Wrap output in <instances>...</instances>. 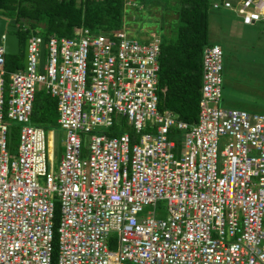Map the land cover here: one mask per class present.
Returning a JSON list of instances; mask_svg holds the SVG:
<instances>
[{
    "label": "built area",
    "instance_id": "obj_1",
    "mask_svg": "<svg viewBox=\"0 0 264 264\" xmlns=\"http://www.w3.org/2000/svg\"><path fill=\"white\" fill-rule=\"evenodd\" d=\"M211 6L244 25L264 21V0ZM125 27L43 38L42 72V37L30 35L26 65L6 87L0 44V264H52L55 203L54 264H264V113L218 105L217 43L202 47L196 122L159 111L160 37L140 41ZM39 88L55 99L63 133L54 169L49 130L28 122ZM121 121L133 142L108 133ZM81 132L90 133L84 154ZM161 200L163 218L138 215Z\"/></svg>",
    "mask_w": 264,
    "mask_h": 264
},
{
    "label": "trees",
    "instance_id": "obj_2",
    "mask_svg": "<svg viewBox=\"0 0 264 264\" xmlns=\"http://www.w3.org/2000/svg\"><path fill=\"white\" fill-rule=\"evenodd\" d=\"M127 0H0V17L12 19L17 27L18 47L24 39L38 34L70 36L80 26L93 31L115 29L125 23ZM134 1V0H131ZM175 14L174 21L166 29L159 30L160 37L157 71V109L170 111L178 119L193 124L197 119L199 98L201 51L208 41L209 0H165ZM217 10V9H216ZM126 24V23H125ZM19 53V52H18ZM223 55V52H222ZM4 81L7 74L22 68V57L4 54ZM224 70V68H223ZM56 101L42 88L35 91L29 123L44 130L57 129ZM14 123V124H12ZM18 124L11 122L7 130V150L16 149ZM127 131L130 141L133 134L127 126L118 130L115 126L108 133ZM58 204L54 218L57 224ZM55 223L52 224V264L57 253ZM54 228V229H53Z\"/></svg>",
    "mask_w": 264,
    "mask_h": 264
},
{
    "label": "rangeland",
    "instance_id": "obj_3",
    "mask_svg": "<svg viewBox=\"0 0 264 264\" xmlns=\"http://www.w3.org/2000/svg\"><path fill=\"white\" fill-rule=\"evenodd\" d=\"M209 1L212 3L220 0ZM131 2L125 4V28L129 37L141 41L149 37L151 32L158 34L163 27L167 29L175 19V14L167 9L169 3H165V0H134ZM207 31L208 41L219 44L223 52L221 97L218 105L264 113V21L244 25L233 12L210 8ZM22 50L23 43L20 44L19 53L15 55L17 58L22 57ZM125 127L127 126L123 121L115 125L118 130ZM49 131L53 132L52 145L49 141V150L52 146L51 162L54 169L62 153L60 139L63 133L58 125L57 129ZM104 131L102 127H96L92 133H103ZM89 134V132L80 133L83 154L86 151ZM46 167L48 169L49 165L46 164ZM165 209V202L161 200L153 209L145 206L138 215L153 211L155 217L163 218L166 215ZM53 222L57 226L56 219H53Z\"/></svg>",
    "mask_w": 264,
    "mask_h": 264
},
{
    "label": "water",
    "instance_id": "obj_4",
    "mask_svg": "<svg viewBox=\"0 0 264 264\" xmlns=\"http://www.w3.org/2000/svg\"><path fill=\"white\" fill-rule=\"evenodd\" d=\"M17 27L15 21L0 17V44L3 46L4 54L16 55L19 52L18 37L16 34ZM26 45L27 38L23 42L22 50V67L26 65ZM44 63V39L41 38L39 43V71L42 72Z\"/></svg>",
    "mask_w": 264,
    "mask_h": 264
},
{
    "label": "crops",
    "instance_id": "obj_5",
    "mask_svg": "<svg viewBox=\"0 0 264 264\" xmlns=\"http://www.w3.org/2000/svg\"><path fill=\"white\" fill-rule=\"evenodd\" d=\"M237 0L235 1H231L232 3L236 2ZM52 140H53V132L52 131H49V134H48V156H49V159L52 160V146H50V150H49V141L51 142V145H52ZM60 156V155H59ZM59 158V157H58Z\"/></svg>",
    "mask_w": 264,
    "mask_h": 264
},
{
    "label": "clouds",
    "instance_id": "obj_6",
    "mask_svg": "<svg viewBox=\"0 0 264 264\" xmlns=\"http://www.w3.org/2000/svg\"><path fill=\"white\" fill-rule=\"evenodd\" d=\"M229 1V0H228ZM232 3V2H231Z\"/></svg>",
    "mask_w": 264,
    "mask_h": 264
}]
</instances>
